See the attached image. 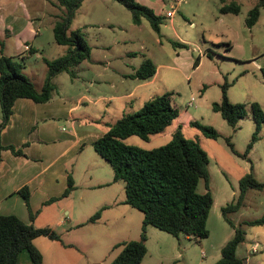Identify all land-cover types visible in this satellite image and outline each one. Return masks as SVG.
<instances>
[{"label":"rangeland","instance_id":"obj_1","mask_svg":"<svg viewBox=\"0 0 264 264\" xmlns=\"http://www.w3.org/2000/svg\"><path fill=\"white\" fill-rule=\"evenodd\" d=\"M136 1L163 17L159 33L144 18L139 24L133 23L131 13L116 0H83L74 13L67 33L76 30L80 32L91 49L90 59L70 66L72 74L67 71L58 73L57 80L51 82L68 99L80 93L92 96L109 94L115 90L111 84L121 90L132 85L133 82L124 76L134 74L145 58L155 63L156 75L149 79V84L138 90L139 96H144L142 91L145 96L151 97L170 93L172 102L179 109V116L163 133L151 135L149 140L132 135L124 142L147 150L153 149L165 144L179 128L184 136L200 144L208 155V185L213 196L206 224L209 235L204 241L206 246L216 248L224 235L233 233L232 227L221 215V207L236 200L242 177L252 172L257 181L264 183V123L256 130L251 116L252 102H257L264 109V77L261 71L264 67V8L261 9L257 23L248 28L245 18L256 0H183L179 3L178 0ZM22 2L27 6L32 5V16L36 13L44 15L40 26L42 36L34 44L37 46V42H40L41 47L39 52L22 59L16 55L13 40L4 38L6 53L18 61L23 74L32 80L35 89L40 92L42 76L45 73L47 75L45 59L58 58L67 52V46L55 41L52 30L55 21L65 16V11L56 0ZM233 3L240 7L237 14L220 12L222 5ZM173 9V15L167 17V11ZM171 41L185 43L186 47L174 46ZM198 57L199 63L195 67ZM223 87L230 102L245 104L247 116L240 119L235 127L228 125L219 113L212 110V104L220 102L222 98ZM54 91L52 97H55ZM191 97L194 101L188 106L187 102ZM122 106L123 104L114 101L105 110L103 102L98 106L87 102L81 105L77 114L85 127L89 125L99 132H106L108 125L120 118ZM134 106L133 110H138V105ZM86 113L91 118H86ZM192 120L213 127L218 132V137H206L199 129L190 126ZM249 143L251 148L247 149ZM68 172L75 181L74 196L62 197L58 201L60 204L70 203L79 217L102 212L101 219L95 226L99 244H108L110 237L122 230V224L123 230L128 232L129 240L139 239L137 233L141 228L143 214L124 203V183L117 181L104 187H88L89 184H94L96 178L106 177L108 180L113 176V170L106 160L89 146L75 159L74 169L68 168ZM199 190L204 191L202 183L199 184ZM79 196L82 198L79 199ZM116 200L119 203L114 204ZM103 206L105 209L100 210ZM57 208L54 202L46 204L40 213V219L50 217ZM228 216L234 224L244 228L246 246L254 241L258 242L260 249L252 258L264 264V224H244L245 221L264 216V188L248 189L243 206L238 212ZM153 229L161 238L173 239L170 234L155 227ZM116 237L115 242H123L124 237ZM164 245L162 240L150 238V242L146 244L148 252L142 263L153 264L154 256L159 257L160 253L168 251L169 247ZM118 250L102 251L95 247L91 254L99 259L110 253L109 259L96 263L110 264ZM66 251L69 256L79 255L76 250ZM177 252L184 253L181 247ZM168 254H172L171 251ZM181 262L182 258L178 257L168 264Z\"/></svg>","mask_w":264,"mask_h":264},{"label":"trees","instance_id":"obj_2","mask_svg":"<svg viewBox=\"0 0 264 264\" xmlns=\"http://www.w3.org/2000/svg\"><path fill=\"white\" fill-rule=\"evenodd\" d=\"M65 11V16L53 25L55 41L67 46V52L61 57L45 59L47 75L40 92L33 82L26 77L22 66L12 57L0 55V109L2 119L0 134L6 126L17 98H29L37 103L47 102L52 97L53 77L63 71H70V66L90 59L91 49L78 30L67 33L76 9L83 0H56ZM122 4L132 16V21L139 24L144 18L152 29L159 33L163 17L137 2L136 0H116ZM264 8V0H256L248 10L245 25L254 26ZM238 4H224L221 13L237 14ZM174 46L186 47L185 43L171 41ZM199 63V57L194 66ZM264 77V67L261 68ZM156 73L155 63L145 58L133 74L140 81L149 80ZM74 77V75H73ZM212 110L232 127L247 116L245 104L232 103L227 98L225 87L222 89L220 102L212 104ZM179 116V109L174 105L170 93L156 95L146 100L136 111L123 114L108 130L93 143L95 152L106 160L113 170V181H122L125 190V204L139 210L143 214L141 231L138 240H130L117 245L121 247L118 255L110 264H139L147 253L146 227L153 226L175 238L189 236L197 242L208 237L207 219L213 205V196L209 190L208 155L200 144L186 136L177 128L170 139L163 145L153 149H143L124 142L126 138L136 135L149 140L151 135L160 134ZM251 116L259 130L264 123V109L257 103H251ZM190 126L199 129L208 138H217L218 132L209 125L196 120ZM5 147L0 143V152ZM15 155L23 156L20 149L8 146ZM251 148V143L247 149ZM248 152V150H247ZM1 161V155H0ZM202 183L204 191L199 190ZM239 194L235 201L221 207V215L233 229L232 237L221 248V256L214 264H240L236 256L237 248L244 242V228L235 225L229 218L230 213L238 212L243 206L246 191L250 188L261 190L264 183L257 181L253 173L245 174L239 183ZM74 189L72 177L68 175L67 187L61 197H66ZM28 204L29 192L23 187L18 192ZM51 199L48 202L55 201ZM101 208L100 210H103ZM101 211L95 212L88 220L94 222ZM33 219V215L30 214ZM245 225H262L264 216ZM45 236L51 240L62 242L59 233L50 227H36L25 223L15 215H0V264H16L20 252L26 251L33 264H44L42 254L34 244L37 237Z\"/></svg>","mask_w":264,"mask_h":264},{"label":"crops","instance_id":"obj_3","mask_svg":"<svg viewBox=\"0 0 264 264\" xmlns=\"http://www.w3.org/2000/svg\"><path fill=\"white\" fill-rule=\"evenodd\" d=\"M3 1L0 0V55L12 57L6 53L7 46L4 38L13 40L17 57L23 59L25 56L28 57L39 52L41 43L37 42V46L34 44L36 39L42 36L40 26L44 18L43 13H36L35 16H32V5L28 4L27 6L22 0H15L13 3H8L10 2L8 0ZM25 45L29 46L28 51L24 49ZM58 76L56 74L52 80H57ZM42 77L40 89L44 86L46 73ZM124 78L130 79L133 82L132 85L121 90L111 84L115 90L109 94L92 96L80 93L68 99L55 88V97H51L47 102L37 103L29 98H17L12 114L0 134V143L5 147L0 152V215H15L25 223H32L36 227H50L55 232H59L62 242L51 240L45 236L37 237L34 240L35 246L42 254L44 264H81V262L96 264L97 261L101 263L111 257L110 253L104 254L98 259L92 256L91 250L95 247L102 251L119 249L117 256L121 250V247H117V245L122 243V240L115 242V239L118 238L116 236L124 237L123 242L130 241L127 238L128 232L123 230L122 224V230L117 231L116 236L112 235L108 244H99L96 240L98 232L95 226L101 219V214L96 221L88 222L92 216L88 213L89 211L88 214L79 217V214L70 207V203L60 204L58 201L62 198L61 195L67 187L68 175H71L68 168L73 170L75 159L86 148L92 147V143L105 133L103 130L97 131L95 127L84 126L82 118L77 114L81 110V105L88 102L93 106H98L100 102H103L104 109L108 110L115 101L124 106L120 112L122 114L119 117H121L123 114L134 112L135 104L140 108L146 99L152 98L150 95L145 96L143 91L141 94L144 96H139L138 91L149 84L151 80L140 81L134 78L133 74L125 75ZM85 117L91 118V115L86 113ZM1 119L0 109V122ZM8 146L20 149L24 155H15L7 148ZM71 177L75 187L74 178L72 175ZM114 183L116 182L113 181V176L108 180L106 177H99L96 178L94 184H89L88 187H104ZM23 187H27L29 192L28 204L18 193ZM74 190L68 196L73 197ZM51 199L56 200L48 202ZM53 202L58 210L50 217H41L40 219L39 216L44 206ZM113 203L119 202L116 200ZM59 213L61 214L59 215ZM30 214L33 215V219L30 218ZM120 215L122 216V214ZM153 228V226L146 227V244L150 242V238L156 237L162 240L164 246L169 247L166 253H160L159 257H153L155 259L153 264H168L169 261L178 257L182 258L181 264H214L221 256V248L233 235L231 232L224 235L218 246L214 248L206 246L205 239L197 242L189 236H180L179 238L172 236L173 239L162 237V239L161 235L156 233ZM140 231L141 228L137 233L138 237ZM252 244L253 242L246 246L243 242L238 246L236 256L241 261L240 264H261L259 260L252 258L259 251L260 245L256 252L251 253ZM180 247L184 251L183 254L177 252ZM68 249L76 250L79 255L69 256L66 251ZM170 251L172 254L169 255ZM116 256L110 258V262ZM142 261L139 264H143ZM16 264L33 263L28 253L22 251Z\"/></svg>","mask_w":264,"mask_h":264},{"label":"built area","instance_id":"obj_4","mask_svg":"<svg viewBox=\"0 0 264 264\" xmlns=\"http://www.w3.org/2000/svg\"><path fill=\"white\" fill-rule=\"evenodd\" d=\"M180 1H183V0H178L177 3H179ZM174 10H175V9L170 10V11H167L166 16H167V17L172 16ZM24 49H25L26 51H28V50H29V46L25 45V46H24ZM193 101H194V98L191 97L190 100L187 102V105H188V106H191ZM258 247H259L258 242H257V241H254L253 244H252V246H251V253L256 252V251L258 250Z\"/></svg>","mask_w":264,"mask_h":264}]
</instances>
